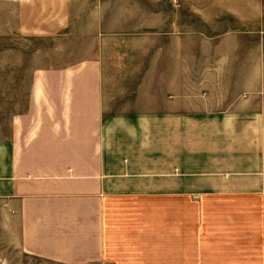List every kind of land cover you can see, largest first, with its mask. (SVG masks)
I'll return each instance as SVG.
<instances>
[{
  "label": "crops",
  "instance_id": "1",
  "mask_svg": "<svg viewBox=\"0 0 264 264\" xmlns=\"http://www.w3.org/2000/svg\"><path fill=\"white\" fill-rule=\"evenodd\" d=\"M0 112L2 234L24 252L264 264V0H0Z\"/></svg>",
  "mask_w": 264,
  "mask_h": 264
},
{
  "label": "rangeland",
  "instance_id": "2",
  "mask_svg": "<svg viewBox=\"0 0 264 264\" xmlns=\"http://www.w3.org/2000/svg\"><path fill=\"white\" fill-rule=\"evenodd\" d=\"M25 50L21 52L19 57L14 54L15 63L19 60V64H14L11 70L8 71V75L5 77L4 84V98L3 107L7 109L10 114L13 107L22 106L25 102V97L22 96L27 89H29L30 81L29 75L32 70V45L33 42L30 40H24ZM17 53V52H16ZM137 78V74H136ZM134 78L131 81L121 82L125 87L121 90L124 92V97H117L113 103L114 108H122L128 106L131 100L134 98L135 90L137 89L138 80ZM6 108V109H5ZM2 110V111H4ZM0 117H6V114H1ZM2 219L0 211V264H60L53 261H49L44 258H40L24 252L20 247L14 243H10L6 240L2 234Z\"/></svg>",
  "mask_w": 264,
  "mask_h": 264
}]
</instances>
